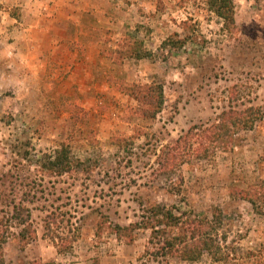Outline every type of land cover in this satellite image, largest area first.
I'll return each mask as SVG.
<instances>
[{"label": "rangeland", "instance_id": "1", "mask_svg": "<svg viewBox=\"0 0 264 264\" xmlns=\"http://www.w3.org/2000/svg\"><path fill=\"white\" fill-rule=\"evenodd\" d=\"M235 2L238 31L229 34L205 0H0L5 264H264V215L231 194L264 176V0ZM176 31L188 43L168 60L122 57L134 38L159 54ZM152 81L164 84L166 102L145 119L122 88ZM248 107L260 118L228 148L198 157L197 136L175 165L165 163L191 128ZM62 143L84 165L51 174L41 161ZM153 203L198 216L221 208L226 260L157 262L143 257L148 230L133 243L107 226L98 232L103 215L125 225ZM29 224L37 237L26 243L19 233Z\"/></svg>", "mask_w": 264, "mask_h": 264}, {"label": "trees", "instance_id": "2", "mask_svg": "<svg viewBox=\"0 0 264 264\" xmlns=\"http://www.w3.org/2000/svg\"><path fill=\"white\" fill-rule=\"evenodd\" d=\"M209 9L213 11L223 23V29L229 34L238 31L236 20L235 0H205ZM185 29L190 27L188 21H183ZM189 36H182L179 32L169 35L161 44L160 52L148 49L144 40L139 38L130 39L125 48L121 50L122 57L126 58H155L161 57L168 60L171 54L184 48L188 43ZM118 53L120 51H117ZM123 91L128 93L139 103V113L145 119H156L162 112L166 94L164 84L160 81L133 82L126 84ZM260 113L254 108L245 109L230 108L222 112L218 121L210 126L191 128L186 134L180 136L175 144L168 147L165 154V163L175 165L181 153L195 137L198 138L196 154L205 157L213 148H228L234 141L238 131L252 129L260 118ZM120 142V141H119ZM119 144V143H118ZM83 160L74 156L72 148L65 143L47 153L41 161L42 167L51 174L62 175L84 165ZM235 194L247 200L254 211L264 215V176L257 178L247 187L233 186L231 194ZM30 215L29 208H26ZM223 224V210L213 207L212 216H198L193 211L183 209L182 206L164 203H153L142 206V213L138 220L128 224H112L107 216L103 215L97 224L98 232L104 228H110L118 238L125 239L127 243H133L137 239L140 230H148L150 236L143 257L147 256L157 262H162L168 257H176L188 262H197L205 254L214 261H225L220 235ZM9 229H7L8 231ZM21 240L26 243L36 239L37 232L31 224L24 227L19 233ZM9 235L0 231V264H5L4 244ZM29 264H46L39 260Z\"/></svg>", "mask_w": 264, "mask_h": 264}, {"label": "crops", "instance_id": "3", "mask_svg": "<svg viewBox=\"0 0 264 264\" xmlns=\"http://www.w3.org/2000/svg\"><path fill=\"white\" fill-rule=\"evenodd\" d=\"M101 46V45H100Z\"/></svg>", "mask_w": 264, "mask_h": 264}]
</instances>
